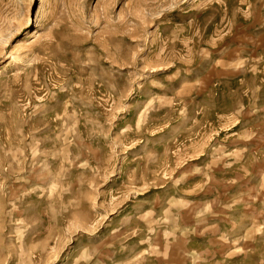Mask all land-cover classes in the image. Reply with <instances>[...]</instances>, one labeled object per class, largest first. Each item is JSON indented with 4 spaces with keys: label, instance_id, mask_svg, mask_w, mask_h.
I'll return each instance as SVG.
<instances>
[{
    "label": "rangeland",
    "instance_id": "rangeland-1",
    "mask_svg": "<svg viewBox=\"0 0 264 264\" xmlns=\"http://www.w3.org/2000/svg\"><path fill=\"white\" fill-rule=\"evenodd\" d=\"M0 264H264V0H0Z\"/></svg>",
    "mask_w": 264,
    "mask_h": 264
},
{
    "label": "bare ground",
    "instance_id": "bare-ground-1",
    "mask_svg": "<svg viewBox=\"0 0 264 264\" xmlns=\"http://www.w3.org/2000/svg\"><path fill=\"white\" fill-rule=\"evenodd\" d=\"M47 2V0H40V3L43 5Z\"/></svg>",
    "mask_w": 264,
    "mask_h": 264
}]
</instances>
